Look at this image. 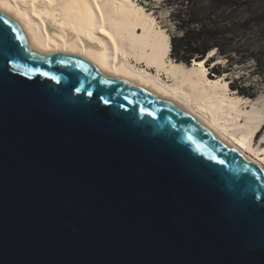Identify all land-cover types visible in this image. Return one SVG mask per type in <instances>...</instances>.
<instances>
[{"label": "water", "instance_id": "95a60500", "mask_svg": "<svg viewBox=\"0 0 264 264\" xmlns=\"http://www.w3.org/2000/svg\"><path fill=\"white\" fill-rule=\"evenodd\" d=\"M0 264H264V170L0 11Z\"/></svg>", "mask_w": 264, "mask_h": 264}, {"label": "bare ground", "instance_id": "6f19581e", "mask_svg": "<svg viewBox=\"0 0 264 264\" xmlns=\"http://www.w3.org/2000/svg\"><path fill=\"white\" fill-rule=\"evenodd\" d=\"M0 11L40 55L81 57L108 77L158 95L264 170V146L254 145L263 106L251 108L226 80L211 78L207 58L174 61L169 35L134 0H0Z\"/></svg>", "mask_w": 264, "mask_h": 264}, {"label": "rangeland", "instance_id": "374dc122", "mask_svg": "<svg viewBox=\"0 0 264 264\" xmlns=\"http://www.w3.org/2000/svg\"><path fill=\"white\" fill-rule=\"evenodd\" d=\"M134 1L156 19L170 39L181 36V26L197 32L201 24H208L218 30L220 49L213 47L204 57L208 75L222 77L232 95L249 100L251 108L256 104L264 110V0H227L218 7L211 6L210 0ZM195 12L198 18H193ZM183 15L186 18L181 23ZM254 145L264 146V125L255 135Z\"/></svg>", "mask_w": 264, "mask_h": 264}, {"label": "trees", "instance_id": "16d2710c", "mask_svg": "<svg viewBox=\"0 0 264 264\" xmlns=\"http://www.w3.org/2000/svg\"><path fill=\"white\" fill-rule=\"evenodd\" d=\"M210 1L211 6L218 7L221 6L222 2L227 0ZM199 16V13L195 12L193 18H198ZM180 18L182 23V19H185L186 16L183 15L180 16ZM242 24L243 23H237L240 27L246 26ZM180 29L182 31L181 36H175L171 39V56L177 62L191 64L193 60L205 59L204 57H207L209 51H211L213 47L220 49V34H218V30L210 27V25L201 24L197 32L185 26H181ZM232 87L240 89L237 86ZM241 90L243 91L244 89L241 88Z\"/></svg>", "mask_w": 264, "mask_h": 264}, {"label": "snow or ice", "instance_id": "6c2138e0", "mask_svg": "<svg viewBox=\"0 0 264 264\" xmlns=\"http://www.w3.org/2000/svg\"><path fill=\"white\" fill-rule=\"evenodd\" d=\"M46 75V74H45ZM53 79H55L54 77H53ZM58 82V81H57Z\"/></svg>", "mask_w": 264, "mask_h": 264}]
</instances>
